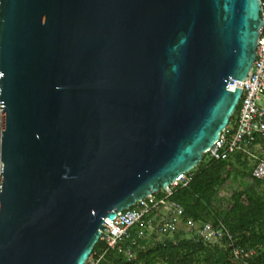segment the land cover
I'll use <instances>...</instances> for the list:
<instances>
[{
	"label": "water",
	"instance_id": "95a60500",
	"mask_svg": "<svg viewBox=\"0 0 264 264\" xmlns=\"http://www.w3.org/2000/svg\"><path fill=\"white\" fill-rule=\"evenodd\" d=\"M262 24L258 0H0V264H84L193 169Z\"/></svg>",
	"mask_w": 264,
	"mask_h": 264
},
{
	"label": "trees",
	"instance_id": "16d2710c",
	"mask_svg": "<svg viewBox=\"0 0 264 264\" xmlns=\"http://www.w3.org/2000/svg\"><path fill=\"white\" fill-rule=\"evenodd\" d=\"M236 108L238 109V106ZM237 109L229 121L235 116ZM257 145L264 147V142L258 138L252 142H243L239 150L211 161L202 155L195 169L191 170L192 177L188 185L183 188L171 186L173 193L166 200L178 205L180 208L178 216L180 215L179 219L183 224L188 221L201 224L207 220L214 224L221 223L240 247L254 250L248 264H264V193L256 189L264 178L258 180L251 177V167L260 159H254L250 166L248 161L250 155L247 153ZM236 177L248 178L255 187L234 190L229 195L227 206L214 207L218 190ZM158 193H156L158 197L163 195L159 191ZM147 218L145 217L143 221V227L149 219ZM138 226L133 227L130 240L125 242V245L133 250L132 259L128 260L115 251L102 253L99 241L90 254L92 257L95 254H102L96 264H235L228 250L220 245H206L195 236L194 239L185 237L181 231L170 234V237L165 236L161 240L145 241L144 237L138 236L140 229H143L141 225Z\"/></svg>",
	"mask_w": 264,
	"mask_h": 264
},
{
	"label": "built area",
	"instance_id": "2783aa9c",
	"mask_svg": "<svg viewBox=\"0 0 264 264\" xmlns=\"http://www.w3.org/2000/svg\"><path fill=\"white\" fill-rule=\"evenodd\" d=\"M258 3L263 24L256 37L251 68L242 82L241 93L236 105L238 111L228 121L211 147L203 153L208 160L219 159L234 150L240 149L243 142H252L255 138L264 142V0H258ZM191 170L177 176L170 185L159 190L163 194L162 196H156L158 191L147 195L135 201L131 206L119 210L112 220H105L106 226L98 239L101 244L100 251L102 253L115 251L128 260L132 259L134 256L132 249L125 245V242L130 240L131 230L135 226L142 225L145 217H150L145 222L147 224L151 216L160 208L168 214L160 219L159 224L155 227V233L159 236H165L176 232V217L179 219V207L166 200L172 193L171 186L185 187L188 184L192 177ZM250 174L253 179H263L264 160L256 162ZM175 215L177 216L175 217ZM185 225L191 234L194 233L193 235L197 240L208 245H220L228 250L231 260L235 264H248L249 259L254 254L253 249L240 247L221 223L214 224L211 220H207L204 223L196 224L188 221ZM138 236H143L142 230L138 232ZM100 257L101 255L97 254L93 257L90 255L84 264H96Z\"/></svg>",
	"mask_w": 264,
	"mask_h": 264
},
{
	"label": "rangeland",
	"instance_id": "374dc122",
	"mask_svg": "<svg viewBox=\"0 0 264 264\" xmlns=\"http://www.w3.org/2000/svg\"><path fill=\"white\" fill-rule=\"evenodd\" d=\"M261 145H257V146H253V148H252V152H251V150H250V152H248V154L250 155V153H251V155L249 156V164H250V166L253 164V160L254 159H260V160H264V147H260ZM263 149V150H262ZM257 153V154H256ZM257 155V156H256ZM256 156V157H255ZM261 156V157H260ZM253 187H255V185H254V183L251 181V180H249L248 178H240V177H236L235 179H233V180H231L229 183H227L224 187H222V188H220L219 190H218V192H217V195H216V199H215V201H214V207H216V206H223V207H225V206H227V204H228V201H229V195H230V193L232 192V191H234V190H248V189H250V188H253ZM258 191H261V192H263L264 193V180L262 181V183L259 185V186H257V188H256ZM230 192V193H229ZM219 198V199H218ZM160 215H159V214ZM155 214V215H154ZM152 216H151V218L152 219H150V221L149 222H147V224L145 225V232H144V229H140V230H142L143 231V236L142 237H144V239H145V241H151V240H153V239H157V240H161V239H163L165 236H170V234L169 235H165V236H157V235H155V230H156V228L155 227H157V225L159 224V222H160V219L162 218V217H165V216H167V212L165 211V210H163V209H158L155 213H154ZM157 214V215H156ZM177 215H175V217H176ZM177 218V219H176ZM175 219L177 220L176 221V224H177V228H178V230L177 231H181V232H183L184 233V235H186L185 237H187L188 235L190 236V231L187 229V227H186V225L184 224L183 225V223H181V222H179L180 220L178 219V217H176ZM156 219V220H155ZM156 222H157V224H156ZM150 223H152L151 224V226H149L150 225ZM179 223V224H178ZM155 224V225H154ZM154 226V227H153ZM179 226V227H178ZM184 226V227H183ZM180 227H182V229L180 228ZM147 228V229H146ZM180 229V230H179ZM146 230H147V232H146ZM153 232V233H152ZM150 234H152V235H150ZM194 233H192L191 234V236H194L193 235ZM146 235V236H145ZM148 236V237H147ZM155 236V237H154ZM188 236V238H191V236L189 237ZM151 238H153V239H151ZM159 238V239H158Z\"/></svg>",
	"mask_w": 264,
	"mask_h": 264
},
{
	"label": "bare ground",
	"instance_id": "6f19581e",
	"mask_svg": "<svg viewBox=\"0 0 264 264\" xmlns=\"http://www.w3.org/2000/svg\"><path fill=\"white\" fill-rule=\"evenodd\" d=\"M235 109H237V108H235ZM237 110H238V109H237ZM235 111H236V110H235ZM235 111H234V112H235ZM235 115H236V114H235ZM231 119H232V118H231ZM248 145H249V144H248ZM245 147H246V146H245ZM245 147H244V148H245ZM260 147H261V146H260ZM241 148H242V147H241ZM244 148H243V149H244ZM251 148H252V147H251ZM238 150H239V149H238ZM244 150H245V149H244ZM262 150H263V149H262ZM242 152H243V151H242ZM245 152H246V151H245ZM248 152H250V150H249ZM248 152H247V153H248ZM251 152H252V149H251ZM256 154H257V153H256ZM229 155H230V154H229ZM250 155H251V153H250ZM230 156H232V153H231ZM256 156H257V155H256ZM256 156H255V157H256ZM226 157H227V156H226ZM260 157H261V156H260ZM248 159H249V158H248ZM260 159H261V158H260ZM213 160H214V159H213ZM250 160H251V159H250ZM250 160H248V161H250ZM203 161H204V160H203ZM210 161H211V160H210ZM253 161H254V160H253ZM212 162H213V161H212ZM255 162H256V161H255ZM208 163H210V162H208ZM253 165H254V164H253ZM253 165H252V166H253ZM251 168H252V167H251ZM194 169H195V168H194ZM194 171H195V170H194ZM221 173H222V172H221ZM193 176H194V175H193ZM222 176H223V175H222ZM188 183H189V182H188ZM220 183H221V182H220ZM187 185H188V184H187ZM176 187H177V186H176ZM185 187H186V186H185ZM182 188H183V187H182ZM172 189H173V188H172ZM172 189H171V190H172ZM175 189H177V188H175ZM175 189H174V190H175ZM172 191H173V190H172ZM157 193H158V192H157ZM172 193H173V192H172ZM172 193H171V194H172ZM229 193H230V192H229ZM158 194H159V193H158ZM160 194H162V193H160ZM156 196H157V194H156ZM160 196H161V195H160ZM157 197H158V196H157ZM167 199H168V198H167ZM218 199H219V198H218ZM174 204H175V203H174ZM177 206H178V205H177ZM179 209H180V208H179ZM158 214H159V213H158ZM154 215H155V214H154ZM156 215H157V214H156ZM159 215H160V214H159ZM179 216H180V215H179ZM148 218H150V217H148ZM148 218H147V219H148ZM151 219H152V218H151ZM155 220H156V219H155ZM176 221H177V220H176ZM179 222H180V221H179ZM181 223H182V222H181ZM144 224H145V223H144ZM151 224H152V223H150L149 226H151ZM156 224H157V222H156ZM178 224H179V223H178ZM184 224H185V223H184ZM184 224H183V225H184ZM145 225H146V224H145ZM147 225H148V224H147ZM154 225H155V224H154ZM136 227H137V226H136ZM138 227H139V226H138ZM141 227H143V226L141 225ZM141 227H140V228H141ZM153 227H154V226H153ZM178 227H179V226H178ZM183 227H184V226H183ZM180 228L182 229V227H180ZM135 229H136V228H134V230H135ZM146 229H147V228H146ZM177 230H178V228H177ZM179 230H180V229H179ZM132 231H133V230H132ZM132 231H131V232H132ZM144 232H145V229H144ZM146 232H147V230H146ZM176 232H177V231H176ZM152 233H153V232H152ZM150 235H152V234H150ZM145 236H146V235H145ZM185 236H186V235H185ZM188 236H189V235H188ZM188 236H187V237H188ZM190 236H191V234H190ZM190 236H189V237H190ZM147 237H148V236H147ZM154 237H155V236H154ZM162 237H163V236H162ZM166 237H167V236H166ZM168 237H170V236H168ZM191 237H193V236H191ZM151 239H153V238H151ZM158 239H159V238H158ZM167 239H168V238H167ZM190 239H191V238H190ZM193 239H194V237H193ZM156 240H157V239H156ZM98 242H99V241H98ZM160 243H161V241H160ZM162 244H163V243H162ZM206 245H207V244H206ZM94 246H95V245H94ZM209 246H210V245H209ZM93 248H94V247H93ZM132 251H133V250H132ZM91 252H92V251H91ZM106 252H107V251H106ZM97 253H98V252H97ZM99 253H100V252H99ZM99 253H98V254H99ZM117 254H118V253H117ZM101 255H102V254H101ZM91 256H92V255H91ZM98 261H100V259H99Z\"/></svg>",
	"mask_w": 264,
	"mask_h": 264
}]
</instances>
